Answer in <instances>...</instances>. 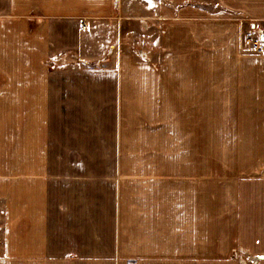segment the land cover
<instances>
[{"label": "crops", "instance_id": "crops-1", "mask_svg": "<svg viewBox=\"0 0 264 264\" xmlns=\"http://www.w3.org/2000/svg\"><path fill=\"white\" fill-rule=\"evenodd\" d=\"M248 18L264 0H0V264H264V175L215 176L264 168Z\"/></svg>", "mask_w": 264, "mask_h": 264}, {"label": "rangeland", "instance_id": "rangeland-1", "mask_svg": "<svg viewBox=\"0 0 264 264\" xmlns=\"http://www.w3.org/2000/svg\"><path fill=\"white\" fill-rule=\"evenodd\" d=\"M249 21L246 22V34L245 37L246 40V46H243V53L247 54H256L255 52H251L247 45V39L249 38H256L258 35H260L261 30L259 31L257 28L258 26L251 27V19L248 18ZM247 19V20H248ZM256 31V32H255ZM263 33V32H262ZM264 42V41H263ZM149 49L148 51H150ZM152 51V50H151ZM150 56V59L152 57V53ZM220 142V141H219ZM214 160H215V176L219 179H222L225 175L235 176L237 173H240L239 175H246L247 174H253V176L257 175H264V168H249L247 167V163L244 165L246 166H239L240 162L237 158V153H220L215 152L214 153ZM221 161H224L225 167L222 165ZM222 176V177H221ZM264 177V176H263ZM233 257L236 259L238 264H259L260 261H255V254L251 251V249L248 248H240L236 247L233 251Z\"/></svg>", "mask_w": 264, "mask_h": 264}, {"label": "built area", "instance_id": "built-area-1", "mask_svg": "<svg viewBox=\"0 0 264 264\" xmlns=\"http://www.w3.org/2000/svg\"><path fill=\"white\" fill-rule=\"evenodd\" d=\"M83 28H86V25L83 23ZM256 32V31H255ZM247 45L248 49L251 52L255 53H264V42L262 41L260 35H258L256 38H249L247 39ZM152 51L142 50L140 51V57L144 60H150V56ZM255 261H258L256 257L254 258Z\"/></svg>", "mask_w": 264, "mask_h": 264}, {"label": "water", "instance_id": "water-1", "mask_svg": "<svg viewBox=\"0 0 264 264\" xmlns=\"http://www.w3.org/2000/svg\"><path fill=\"white\" fill-rule=\"evenodd\" d=\"M260 37H261L262 41H264V34L262 32H260ZM259 259H263V257H260Z\"/></svg>", "mask_w": 264, "mask_h": 264}]
</instances>
